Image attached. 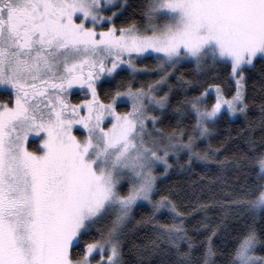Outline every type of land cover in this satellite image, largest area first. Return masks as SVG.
I'll return each mask as SVG.
<instances>
[{
    "label": "snow or ice",
    "instance_id": "6c2138e0",
    "mask_svg": "<svg viewBox=\"0 0 264 264\" xmlns=\"http://www.w3.org/2000/svg\"><path fill=\"white\" fill-rule=\"evenodd\" d=\"M129 7L128 0H0V86L8 93L0 99V264H124L123 241L144 204L151 212L136 223L151 224L155 238L141 246V256L217 264L214 238L227 231L231 205L264 209V151L254 157V189L228 193L233 199L210 196L193 209L205 212L193 231L211 228L204 239L189 235L190 214L169 195L154 199L170 161L186 156L179 164L186 170L197 161L229 163L217 159L219 148L200 145L225 111L247 114L249 72L257 60L264 65V0H146L143 26L129 17L118 27ZM146 59L154 69L139 66ZM184 63L195 65L193 79L177 74ZM222 67H230L224 82L228 88L234 82L230 97L221 83L205 87L201 79L218 78L213 70ZM153 71L156 79L135 86ZM121 72L126 81H116ZM105 82L108 102L98 91ZM74 86L90 98L72 104ZM180 92L183 99L169 112ZM120 104L130 107L118 111ZM166 118L176 121L167 132L158 126ZM33 132L44 134L42 147L29 150ZM216 205L224 216L211 226L206 214ZM164 210L171 223L157 219ZM258 247L264 240L253 223L226 264H264Z\"/></svg>",
    "mask_w": 264,
    "mask_h": 264
},
{
    "label": "trees",
    "instance_id": "16d2710c",
    "mask_svg": "<svg viewBox=\"0 0 264 264\" xmlns=\"http://www.w3.org/2000/svg\"><path fill=\"white\" fill-rule=\"evenodd\" d=\"M130 7L128 8L125 16L116 20L118 27L124 24L127 18L135 20L138 24L143 26L141 19L142 6L146 3V0H128ZM257 67L254 70H250L249 78L247 82V103L249 105L247 114L242 115L240 118L231 119L224 113V116L218 120L215 125V130L209 139L205 140L201 145V149H206L208 145H211L212 149L219 148L220 151L217 154L218 160H225L228 158L229 163L223 168L214 162H209L207 166L204 162H195L191 169H182L179 164H184L187 157L182 156L179 163L170 161L173 163V167L169 169V172L163 179L158 181V191L154 199H158L161 195H169L174 200L179 209L185 213H189L186 217V227L189 230V235L195 236L198 240L204 239L211 230H201L199 233L193 231L194 226L199 227L198 221L205 218V212L202 210L193 211L197 204L200 202H206L210 196L216 199H233L228 195L230 192L239 193L242 190L254 189L255 187V174L259 170L254 163V157L264 151V116H262L261 107L264 105V87H262L261 81L264 77L261 76V72L264 71V65L257 60ZM139 66L143 67L147 65L150 69H154L155 61L152 59H146L138 61ZM195 65L192 63H184L179 67L177 74H184L187 79H193V69ZM218 73V78L213 77L212 73H209L207 77H201L205 80L204 86L207 83H221L225 88V95L231 96L235 91L234 82L232 87L228 88L225 85L230 67L216 68L213 70ZM157 78V73L152 72L147 76H140L135 81V86L139 87L141 84H146L151 80ZM121 79L127 80V73L121 72L120 76H117L116 81ZM116 81L112 82L111 87H115ZM171 83H175V76L172 77ZM108 83H102L98 89L101 99L108 102L105 93L110 91ZM166 90V89H165ZM203 89L190 90L187 94L197 95L199 91ZM162 94V93H161ZM8 93L6 91L0 92V99H6ZM183 92L174 94L171 98V104L169 106V112L175 108L179 101L183 99ZM86 97L81 96L80 93L74 92L70 96V102L72 104H78ZM213 102V96L208 97V103ZM129 105L120 104L118 111H127ZM190 126L191 121L186 120L184 122ZM159 127H163L164 130L171 131L176 126L174 118L164 119ZM79 135V132H77ZM255 145V150L252 149V145ZM29 150H36V142L31 141L28 144ZM239 160V166H234L232 161ZM211 180V193L208 191L206 185L210 184ZM219 177V179H216ZM255 191L252 195H255ZM150 206L144 205L143 207L134 210L132 223L129 226V231L123 241V261L124 264H173L176 257H164L160 254H153L151 256L139 254L140 248L143 245L148 244L155 238V234L152 231L151 224H137L136 222L142 218H147L150 214ZM206 222L214 226L224 216V212L219 205H216L207 212ZM157 219L160 223H171V216L167 210L158 214ZM228 225L227 231L221 230L214 238L215 245L221 250V254H218L217 264H226L229 259V253L238 243L242 235L247 231L249 225L255 224L260 233V237L264 240V211L247 209L243 204L231 205V211L225 218ZM164 247V246H162ZM183 250V248H182ZM259 254H264V247H258ZM199 258V252L193 257V260Z\"/></svg>",
    "mask_w": 264,
    "mask_h": 264
},
{
    "label": "rangeland",
    "instance_id": "374dc122",
    "mask_svg": "<svg viewBox=\"0 0 264 264\" xmlns=\"http://www.w3.org/2000/svg\"><path fill=\"white\" fill-rule=\"evenodd\" d=\"M118 2H119V0H118ZM78 22V21H77ZM76 87H79V86H76ZM73 89H75V88H73ZM3 91H5L4 89H3V87L2 86H0V92H3ZM71 92H73V91H71ZM76 92H78V93H80L81 94V96H83V97H86L85 99H87V98H90L89 96H85L84 95V92L79 88V89H77L76 90ZM212 96H213V102H214V100H215V93L214 92H212V94H211ZM81 102V101H80ZM129 107H130V105H129ZM225 113L229 116V118H231V119H237V118H240L243 114H239V113H237L235 116H231V115H229L226 111H225ZM80 126H75L74 127V131H76V129L77 128H79ZM78 132V131H77ZM77 132H76V134H77ZM82 133L81 132H79V135H81ZM43 133H38V132H33V133H31L30 134V136H29V140H28V143H27V147H28V144H29V142H31V141H35L36 142V146H37V148L38 147H42V145H41V140H42V138H43ZM163 171V168H162V166L161 167H158V169H157V172L159 173V172H162ZM164 177V176H163ZM163 177H161L159 180H161V179H163ZM158 180V181H159ZM144 205H146V206H148L147 204H144ZM258 210H263L264 211V209H258ZM106 223V222H105ZM104 225H97V227H103Z\"/></svg>",
    "mask_w": 264,
    "mask_h": 264
},
{
    "label": "flooded vegetation",
    "instance_id": "af4514ba",
    "mask_svg": "<svg viewBox=\"0 0 264 264\" xmlns=\"http://www.w3.org/2000/svg\"><path fill=\"white\" fill-rule=\"evenodd\" d=\"M75 89H72L73 92H71L70 96L72 95V93L76 92L77 89H79V87L74 86ZM70 96H69V100H70Z\"/></svg>",
    "mask_w": 264,
    "mask_h": 264
}]
</instances>
